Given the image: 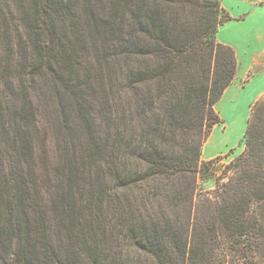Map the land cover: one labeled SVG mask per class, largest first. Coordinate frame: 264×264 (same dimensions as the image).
I'll use <instances>...</instances> for the list:
<instances>
[{"label":"trees","instance_id":"16d2710c","mask_svg":"<svg viewBox=\"0 0 264 264\" xmlns=\"http://www.w3.org/2000/svg\"><path fill=\"white\" fill-rule=\"evenodd\" d=\"M231 19L220 0H0V264H264V98L242 153L201 160Z\"/></svg>","mask_w":264,"mask_h":264},{"label":"rangeland","instance_id":"374dc122","mask_svg":"<svg viewBox=\"0 0 264 264\" xmlns=\"http://www.w3.org/2000/svg\"><path fill=\"white\" fill-rule=\"evenodd\" d=\"M220 2L222 5V0ZM225 2L236 6L235 13L239 16L233 18L230 15L235 19L233 24H240L242 34L244 30H249L251 22L248 19L246 20V18L249 13L254 12L253 10L256 8L254 7L255 0H225ZM259 6L264 8V0L259 2ZM223 18H225V15H223ZM240 39H242L243 47H247L251 43L245 42L242 36ZM256 46V43L252 44V47ZM237 73L238 75L236 74L232 84L227 87L220 100L214 106L220 116V122L212 127L210 136L203 145L201 160H209L213 158V155L216 157L229 153V157L225 158L221 163L224 165L245 149V132L252 116V109L256 102L264 98V67L250 68L238 61ZM255 75H260L261 77L252 81ZM40 116L42 124L46 127L49 149L56 158L61 159L63 152H65L64 141L62 137L56 135L53 137V129L50 126L51 120L48 119L47 113L43 112ZM46 120H49V123ZM80 143L85 147L86 139L82 137ZM214 186V179L200 178L198 181L199 191L203 189L210 190Z\"/></svg>","mask_w":264,"mask_h":264},{"label":"crops","instance_id":"0c3cea01","mask_svg":"<svg viewBox=\"0 0 264 264\" xmlns=\"http://www.w3.org/2000/svg\"><path fill=\"white\" fill-rule=\"evenodd\" d=\"M260 1L261 0H255L254 7L256 8L253 10L254 12L249 13V16L246 18V20L248 19V21L251 22L249 25L250 29L247 31L244 30L242 34V28L239 26L240 24H233L235 21L233 18L239 16L235 13L236 6L222 0V5L225 10L233 18L223 23L219 27L217 33V39L220 42L235 49L239 63L246 64V66L250 68L264 67V8L259 6ZM241 36L244 38L245 42H251L250 45L243 47L242 39H240ZM255 43L257 46L252 47V44ZM260 75H255V77L252 78V81L260 78ZM214 156L215 155L212 157L214 158Z\"/></svg>","mask_w":264,"mask_h":264}]
</instances>
